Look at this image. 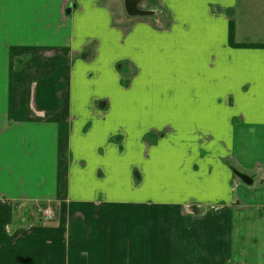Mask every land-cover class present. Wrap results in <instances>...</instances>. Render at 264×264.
Segmentation results:
<instances>
[{
	"label": "crops",
	"instance_id": "crops-1",
	"mask_svg": "<svg viewBox=\"0 0 264 264\" xmlns=\"http://www.w3.org/2000/svg\"><path fill=\"white\" fill-rule=\"evenodd\" d=\"M152 1L0 0V264H264V0Z\"/></svg>",
	"mask_w": 264,
	"mask_h": 264
},
{
	"label": "rangeland",
	"instance_id": "rangeland-1",
	"mask_svg": "<svg viewBox=\"0 0 264 264\" xmlns=\"http://www.w3.org/2000/svg\"><path fill=\"white\" fill-rule=\"evenodd\" d=\"M120 3L124 7L123 0H100V4L103 5V6H105V7H107L110 10V13L112 15V21H113V23L115 25H118V22L119 21H122L123 20V17H124V21L142 20L143 18H147V17H140V16L130 17L129 15H127V12H126L125 8H124V11H123V7L122 6L120 7ZM141 6H142V8H141ZM152 7H153V1L152 0H140L139 3L137 4V9L138 10H141V11H144V12H149L150 11V12H153L154 13L153 16H148V17H156V16H158L159 15L158 14V11H153V10H149L148 9V8H152ZM122 13H124V15L126 17L123 16ZM115 22H117V23H115ZM94 46H95L94 43H89L87 45L88 48L90 47L89 49L91 51L94 49ZM70 53H73L74 55H76V53L74 51H70ZM73 54L70 55L69 58L72 57V56H74ZM168 130L169 129L166 128L165 131H163V132H167ZM231 164H232V167L233 168H238L237 166H239L238 164H240L239 163V160L236 158L235 155H232L231 156ZM252 166H253V169H249V168H251V167H249V168H247L245 170V172H247V174L249 176H251V175H258V179L259 180L255 181V182L254 181L252 182V180H254V179L251 180L249 177H247L245 175H241V176L246 177L247 179H249L252 182V184L249 185V187H248V184H246L242 180L239 181L238 178L235 176V179L237 181V184H239L240 186H242L245 189H247V193L249 195L255 194L256 191H259V189H264V167H263V165H261L260 163H255ZM247 170H250V171H247ZM244 205H245V202H243L241 204V203H238V201H237V203L235 202L234 204L230 205L229 208L232 209V210L234 209L235 211H238V212H242V211H245L246 209H248L247 205H246V207ZM41 207H44V206H35V208H34L33 215H34V217L36 219H40V216L41 215H40L38 209L41 208ZM262 212H264V209L261 206H258V208H257V214L260 215V213H262ZM189 214L191 215V217L194 216L195 218H201L202 217L201 216V212L198 209H195V208H191L188 211L187 210H182L181 211V215L183 217H185V216L187 217ZM236 264H244V263L243 262H237Z\"/></svg>",
	"mask_w": 264,
	"mask_h": 264
},
{
	"label": "water",
	"instance_id": "water-1",
	"mask_svg": "<svg viewBox=\"0 0 264 264\" xmlns=\"http://www.w3.org/2000/svg\"><path fill=\"white\" fill-rule=\"evenodd\" d=\"M140 0H123V4H124V8L127 12V15H129L130 17H136V16H140V17H148V16H153V12H144L141 10L137 9V4L139 3ZM238 177L245 182L248 185H251L252 182L247 179L244 176L238 175Z\"/></svg>",
	"mask_w": 264,
	"mask_h": 264
},
{
	"label": "built area",
	"instance_id": "built-area-1",
	"mask_svg": "<svg viewBox=\"0 0 264 264\" xmlns=\"http://www.w3.org/2000/svg\"><path fill=\"white\" fill-rule=\"evenodd\" d=\"M142 8V6H141ZM39 213H40V217L44 220V221H53L56 218V212L53 208L51 207H41L38 209Z\"/></svg>",
	"mask_w": 264,
	"mask_h": 264
}]
</instances>
